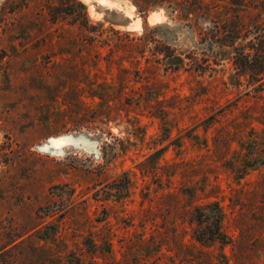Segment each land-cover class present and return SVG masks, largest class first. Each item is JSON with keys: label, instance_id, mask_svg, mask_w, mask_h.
Instances as JSON below:
<instances>
[{"label": "rangeland", "instance_id": "1", "mask_svg": "<svg viewBox=\"0 0 264 264\" xmlns=\"http://www.w3.org/2000/svg\"><path fill=\"white\" fill-rule=\"evenodd\" d=\"M250 15L0 0V264H264V77L201 40Z\"/></svg>", "mask_w": 264, "mask_h": 264}, {"label": "trees", "instance_id": "2", "mask_svg": "<svg viewBox=\"0 0 264 264\" xmlns=\"http://www.w3.org/2000/svg\"><path fill=\"white\" fill-rule=\"evenodd\" d=\"M229 1L240 11L243 8H246L249 12L252 11V15L247 18V23L243 22L240 17H237L236 21L231 24L225 22L224 26H220L216 21H211L213 27L210 36L205 34L201 40L209 44V49L212 52H214V47H216L217 56H225L231 62L235 72L248 76L251 82L258 83L264 77V0ZM249 35H252V37L247 41ZM258 91H263L262 85L259 86ZM252 144H255L258 154L264 153V139L258 142L253 141ZM247 163L245 164L246 166L241 167L243 173L246 167H254V165ZM252 163L263 166L264 156H255L252 158ZM239 178L241 177L239 176ZM209 206L212 207L215 218H213L211 227L207 226L208 232L202 228V223L204 222L197 219L199 226L195 233L198 242H203L204 239H221L223 236L219 226L222 221L220 207L216 202ZM212 226L213 230L211 229Z\"/></svg>", "mask_w": 264, "mask_h": 264}]
</instances>
